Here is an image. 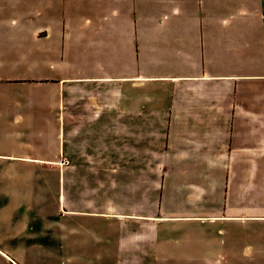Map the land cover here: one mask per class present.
Listing matches in <instances>:
<instances>
[{
  "label": "crops",
  "instance_id": "obj_1",
  "mask_svg": "<svg viewBox=\"0 0 264 264\" xmlns=\"http://www.w3.org/2000/svg\"><path fill=\"white\" fill-rule=\"evenodd\" d=\"M63 4L27 74L0 75V253L243 264L264 217V0Z\"/></svg>",
  "mask_w": 264,
  "mask_h": 264
},
{
  "label": "rangeland",
  "instance_id": "obj_2",
  "mask_svg": "<svg viewBox=\"0 0 264 264\" xmlns=\"http://www.w3.org/2000/svg\"><path fill=\"white\" fill-rule=\"evenodd\" d=\"M63 2L64 0H0V75L27 74L29 52L34 48L39 49L40 45L35 40L38 36L45 35L44 31L48 23L53 20L52 17H58L56 14H50L61 11L64 7ZM45 3L50 4L49 6L53 7L52 10H49L48 6L44 11ZM83 10H86L84 13L89 12V8ZM47 46L49 45L47 44ZM261 200L264 201V199ZM260 216H264V213ZM244 231L259 232L260 236L249 237L245 233V247L256 243L258 251H253L252 254L243 257V264H264V237L262 236L264 234V217H261L257 223L245 222ZM41 242L50 244L47 240ZM50 242L54 243L55 241L51 239ZM36 260V264H59V259L55 257L47 259L45 263L43 255L38 256ZM0 264L16 263L8 261L0 253Z\"/></svg>",
  "mask_w": 264,
  "mask_h": 264
}]
</instances>
